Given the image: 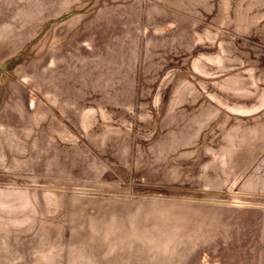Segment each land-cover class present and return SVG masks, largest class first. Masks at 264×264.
Returning <instances> with one entry per match:
<instances>
[{"label": "rangeland", "instance_id": "1", "mask_svg": "<svg viewBox=\"0 0 264 264\" xmlns=\"http://www.w3.org/2000/svg\"><path fill=\"white\" fill-rule=\"evenodd\" d=\"M0 264H264V0H0Z\"/></svg>", "mask_w": 264, "mask_h": 264}]
</instances>
